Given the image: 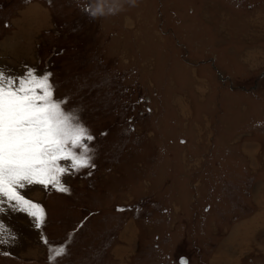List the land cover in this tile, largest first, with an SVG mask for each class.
Segmentation results:
<instances>
[{"label": "rangeland", "instance_id": "374dc122", "mask_svg": "<svg viewBox=\"0 0 264 264\" xmlns=\"http://www.w3.org/2000/svg\"><path fill=\"white\" fill-rule=\"evenodd\" d=\"M167 1L0 0V69L51 74L94 165L23 190L41 229L5 206L0 264H264V0Z\"/></svg>", "mask_w": 264, "mask_h": 264}, {"label": "snow or ice", "instance_id": "6c2138e0", "mask_svg": "<svg viewBox=\"0 0 264 264\" xmlns=\"http://www.w3.org/2000/svg\"><path fill=\"white\" fill-rule=\"evenodd\" d=\"M50 76L25 69L24 75L13 77L0 69V212L6 206L23 213L37 229L45 223L44 209L26 198L23 190L38 185L67 192L62 177L94 166L87 146L93 137L73 112L64 110L66 100L53 98ZM6 234L0 224V245L10 242ZM65 253L64 246L50 247V264H57ZM180 264H186L183 258Z\"/></svg>", "mask_w": 264, "mask_h": 264}, {"label": "crops", "instance_id": "0c3cea01", "mask_svg": "<svg viewBox=\"0 0 264 264\" xmlns=\"http://www.w3.org/2000/svg\"><path fill=\"white\" fill-rule=\"evenodd\" d=\"M85 8L87 10V7H85ZM10 38L11 37H8V40H7V38L4 39L3 43L0 45V50H1V52L3 54H7V55L10 54L13 57V54L11 53L10 49L11 48H16V45H15V42H16L15 35L12 36V45H10ZM252 205H254L253 210H251L252 213L249 214V216L246 219V220H249L250 223H247V224L245 223L243 226H244V229L252 227L253 228V231L247 229L246 233L249 234L250 231H251L252 236H255V235H253V233H254V231H255V229L257 227L258 221H261L259 223L264 224V222H263V220H264V203H262V205H259V204H257V203L254 202V203H252ZM247 207H249V206H247ZM30 228L33 229L32 226H30ZM261 230L263 231L264 228L261 229ZM243 239H245V237H243ZM256 241L257 240H255V243H256ZM256 245H257V243H256ZM218 260H220V257L214 255L213 256V259L210 261V264H217V261ZM221 263L224 264L223 261H221ZM229 263L236 264L237 261H235V259H232L231 262H229Z\"/></svg>", "mask_w": 264, "mask_h": 264}, {"label": "bare ground", "instance_id": "6f19581e", "mask_svg": "<svg viewBox=\"0 0 264 264\" xmlns=\"http://www.w3.org/2000/svg\"><path fill=\"white\" fill-rule=\"evenodd\" d=\"M33 6V7H32ZM32 6H30V8L29 9H31L29 12H30V14H37V13H39V14H44L46 11L45 10H40V9H38L37 11H36V9L34 8V5H32ZM33 10V11H32ZM53 24V23H52ZM49 25H51V24H49ZM40 28V27H39ZM52 28V27H51ZM53 30V29H52ZM40 31V30H39ZM15 45H16V48H11L10 49V51H11V53L13 54V57L14 58H16V57H18L19 55H18V53L16 54V52H17V49L18 48H22V47H24V46H22V45H20L19 43H18V40L15 42ZM34 45V44H33ZM24 51V50H23ZM27 52V51H26ZM25 53V52H24ZM30 53V52H29ZM21 60V59H20ZM16 73V72H15ZM17 75V74H16ZM34 186V185H33ZM32 186V187H33ZM38 185H36L35 187H33L32 189V194H33V196L35 195L34 193H35V191H40V188H38L37 187ZM35 190V191H34ZM30 193V192H29ZM40 196V195H39ZM38 197V196H37ZM257 225H258V223H257ZM259 226H260V228L261 229H263L264 228V224H262V223H259ZM258 227V226H257Z\"/></svg>", "mask_w": 264, "mask_h": 264}, {"label": "flooded vegetation", "instance_id": "af4514ba", "mask_svg": "<svg viewBox=\"0 0 264 264\" xmlns=\"http://www.w3.org/2000/svg\"><path fill=\"white\" fill-rule=\"evenodd\" d=\"M169 2H170V0L167 1L168 4H169ZM186 2H188V1H186ZM235 2H236V3H239L237 0H234V3H235ZM177 3H179V2L177 1ZM158 4L161 5V7H160L161 9L158 8V9H159V12H161V11L163 12V9H164V7H162L163 4H161V2H158ZM160 10H161V11H160ZM189 11H190V12H193V10H192L191 8H189Z\"/></svg>", "mask_w": 264, "mask_h": 264}, {"label": "clouds", "instance_id": "9594fccd", "mask_svg": "<svg viewBox=\"0 0 264 264\" xmlns=\"http://www.w3.org/2000/svg\"><path fill=\"white\" fill-rule=\"evenodd\" d=\"M97 11H100V9L99 8H97ZM95 14V13H94Z\"/></svg>", "mask_w": 264, "mask_h": 264}, {"label": "water", "instance_id": "95a60500", "mask_svg": "<svg viewBox=\"0 0 264 264\" xmlns=\"http://www.w3.org/2000/svg\"><path fill=\"white\" fill-rule=\"evenodd\" d=\"M181 258H183V257H181ZM181 260V259H180Z\"/></svg>", "mask_w": 264, "mask_h": 264}]
</instances>
